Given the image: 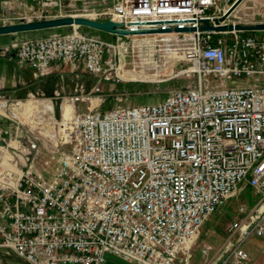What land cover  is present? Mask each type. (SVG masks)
<instances>
[{
	"label": "built area",
	"instance_id": "built-area-1",
	"mask_svg": "<svg viewBox=\"0 0 264 264\" xmlns=\"http://www.w3.org/2000/svg\"><path fill=\"white\" fill-rule=\"evenodd\" d=\"M232 1L4 7L0 25L83 17L129 32L107 40L73 24L0 46V55L14 54L37 75L64 64L101 81L136 82L183 64L180 74L198 80L159 103L63 118L58 141L66 148L41 165L31 157L37 143L21 139L20 122L0 126L1 250L30 264H106L108 254L137 264H191L206 221L249 187L256 203H240L224 243L215 249L202 241L199 252L203 264H247L254 237L264 252V38L200 29L204 20L216 25ZM235 11L221 24H254Z\"/></svg>",
	"mask_w": 264,
	"mask_h": 264
},
{
	"label": "rangeland",
	"instance_id": "rangeland-1",
	"mask_svg": "<svg viewBox=\"0 0 264 264\" xmlns=\"http://www.w3.org/2000/svg\"><path fill=\"white\" fill-rule=\"evenodd\" d=\"M21 2L33 3L32 0H0V12L4 15V7L14 5L17 11L22 12L24 8ZM235 16L245 22H264V0H245L235 11ZM70 30V27H60L2 35L0 36V46L20 39L45 37ZM81 30L86 34L98 35L107 40L116 39V36L94 28L82 26ZM243 34L264 38V30L245 31ZM177 68L178 71L175 73L169 71L160 78L153 77L145 81L117 83L101 81L96 76L89 74L83 67L74 70L68 65H55L46 74L37 75L35 73L33 96L27 98V101L24 99V102L16 104L18 109L15 111L16 114L10 115L12 120L8 117L2 118L0 126L12 127L16 125L14 119L20 122L21 139L23 142L33 140L37 143V149L33 151L31 157L35 159L37 165H41L44 159L58 157V152L60 153L66 148L58 141L61 136L60 123L65 117V105L71 106V114H77L89 110L104 111L159 103L164 101L174 90L193 87L196 84L198 80L196 75L180 74L185 65L180 64ZM229 83L233 82L229 81ZM242 83H248V81L244 80ZM240 203H244L248 207H252L256 203L252 189L244 187L238 197L229 200L206 221L199 239L192 247L191 264H203V257L199 252V244L202 241H207L215 249L224 243L226 227L236 217L237 207ZM246 248L251 254V260L247 264H264V252L260 238H252ZM106 260V264H137L112 254H108ZM0 264L30 263L12 251L0 249Z\"/></svg>",
	"mask_w": 264,
	"mask_h": 264
},
{
	"label": "water",
	"instance_id": "water-1",
	"mask_svg": "<svg viewBox=\"0 0 264 264\" xmlns=\"http://www.w3.org/2000/svg\"><path fill=\"white\" fill-rule=\"evenodd\" d=\"M245 0H236L228 9V11L221 17L215 19L216 25L210 24L209 21L204 20V25L201 30L205 31H226V30H240V31H256L264 30V22L254 24H221L244 2ZM73 24L94 28L96 30L104 31L109 34H129L126 30L116 28L117 24L112 21H94L83 17H63L49 20L31 21V22H17L8 25H0V36L11 35L24 32H33L44 29H55L60 27H69ZM188 30V29H186ZM191 30H194L192 28ZM148 32H152L151 30Z\"/></svg>",
	"mask_w": 264,
	"mask_h": 264
},
{
	"label": "crops",
	"instance_id": "crops-1",
	"mask_svg": "<svg viewBox=\"0 0 264 264\" xmlns=\"http://www.w3.org/2000/svg\"><path fill=\"white\" fill-rule=\"evenodd\" d=\"M34 76L35 71L19 64L14 54L0 55V119H11L18 109L16 104L33 96Z\"/></svg>",
	"mask_w": 264,
	"mask_h": 264
},
{
	"label": "bare ground",
	"instance_id": "bare-ground-1",
	"mask_svg": "<svg viewBox=\"0 0 264 264\" xmlns=\"http://www.w3.org/2000/svg\"><path fill=\"white\" fill-rule=\"evenodd\" d=\"M44 106V105H43ZM41 108V107H40ZM42 109H43V107H42ZM34 110V109H33ZM64 119H67V118H69L72 114V112H71V106H69V105H65L64 106ZM55 133V132H54Z\"/></svg>",
	"mask_w": 264,
	"mask_h": 264
}]
</instances>
